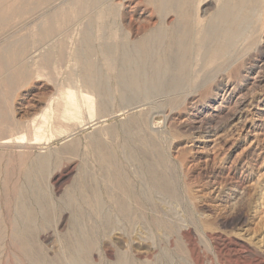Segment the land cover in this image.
<instances>
[{"label":"rangeland","instance_id":"374dc122","mask_svg":"<svg viewBox=\"0 0 264 264\" xmlns=\"http://www.w3.org/2000/svg\"><path fill=\"white\" fill-rule=\"evenodd\" d=\"M206 1L195 5L199 17L216 9ZM24 2L0 25V64L10 69L0 72V249L19 231L47 251L90 237V264H264V0H248L253 25L228 60L192 56L180 94L124 111L100 50L111 46L114 61L117 44L137 39L157 8L148 0ZM87 29L89 61L114 94L105 112L77 60L87 55ZM11 43L21 55L1 56ZM7 76L16 78L9 89ZM62 89L74 92L75 106Z\"/></svg>","mask_w":264,"mask_h":264},{"label":"bare ground","instance_id":"6f19581e","mask_svg":"<svg viewBox=\"0 0 264 264\" xmlns=\"http://www.w3.org/2000/svg\"><path fill=\"white\" fill-rule=\"evenodd\" d=\"M148 1L152 7L157 8V11H152L146 14L147 17H143L140 27L137 28L139 30L136 33L137 39L121 40L117 44L118 51L114 61L111 60L114 55L111 46L103 45L100 50L103 60L110 62L109 64L112 63L110 69L114 72L113 78L119 103L125 105L123 111L134 102L138 106L131 109L145 105L157 106V102L153 99L155 95L175 94L182 91L191 82L192 56L199 54L204 62L228 60L229 53L234 50L236 42L253 25L254 11L248 0H215L216 9L209 12L205 9L203 11V14H206L205 17L198 16L195 5H202L207 2L206 0ZM25 4L24 0H0V25L8 16L14 15L16 9L17 15L25 10ZM131 11L129 14L132 13ZM153 14L156 15L157 22L151 24ZM166 16H172V18L166 21ZM130 17V20L134 22L133 15ZM87 32L88 29L83 33L87 55L77 59L81 65V78L84 88L96 92L99 97V110L105 112L114 94L105 84L99 70L89 61L93 55V48L90 45L91 37ZM20 44L22 46L21 42ZM15 45L8 44L7 49L1 50V56L6 54L12 59L14 56L19 57L21 52L14 53L12 50V46ZM50 54L49 52L46 56L50 57ZM86 57H88L87 60H85ZM0 65H2L0 72H6L8 68L6 61H2ZM8 76H10L9 73ZM8 76L1 78L2 85L6 89L11 88L16 79L8 78ZM62 93L68 100L69 106L76 105L77 100H73L75 97L73 91L62 89ZM81 98L87 99L86 96ZM151 114H153L152 111H147V115ZM171 116L170 113L167 115V121L171 119ZM104 119L105 117L101 115L94 120L93 124L103 122ZM17 140L14 139V144H20ZM8 141H3L2 144H7ZM92 243L94 240L90 237L72 236L63 239L55 249V243H50V251H47L38 248L39 244L33 237L18 231L3 240L0 257H6L7 260L0 263L90 264L89 259L93 256L90 250ZM119 264L122 263L119 261Z\"/></svg>","mask_w":264,"mask_h":264}]
</instances>
